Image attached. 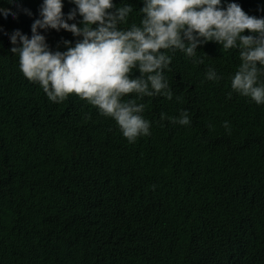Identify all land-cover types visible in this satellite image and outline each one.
<instances>
[{"label": "trees", "instance_id": "16d2710c", "mask_svg": "<svg viewBox=\"0 0 264 264\" xmlns=\"http://www.w3.org/2000/svg\"><path fill=\"white\" fill-rule=\"evenodd\" d=\"M112 2L133 7L121 28L139 25L143 0ZM42 3L0 0L15 14H0V264H264V104L231 89L239 49L168 51L173 98L137 101L150 135L129 143L113 119L75 95L51 102L20 71L9 37H31ZM62 3L67 19L76 6ZM228 3L264 18V0ZM37 31L52 52L82 39ZM184 110L188 126L160 119Z\"/></svg>", "mask_w": 264, "mask_h": 264}, {"label": "clouds", "instance_id": "9594fccd", "mask_svg": "<svg viewBox=\"0 0 264 264\" xmlns=\"http://www.w3.org/2000/svg\"><path fill=\"white\" fill-rule=\"evenodd\" d=\"M71 3L76 8L65 19L62 0H43L41 18L31 25V37L13 32L10 51L18 54L24 77L38 84L51 102L62 103L75 95L96 108L100 116L113 119L129 143L150 135V122L142 116L145 104L137 101L173 98L164 75L172 59L168 51L180 50L195 58L198 45L209 41L225 51L238 48L241 63L231 79V89L257 105L264 104V82L260 80L264 76V18L249 16L237 3L221 7V0H143L139 25L133 23L127 29L120 25L127 23L133 11L129 4L116 7L112 0ZM0 14L15 18L9 9L0 8ZM77 14L82 17L80 26L69 24ZM38 29H63L82 39L74 46L65 40L66 51L52 52ZM245 30L254 35H242ZM193 63L203 64L204 60L193 59ZM134 71L139 72L138 77L133 78ZM206 79L218 81L220 77L209 68ZM166 118L182 126L191 124L186 110L179 117L161 113L160 119ZM223 126L230 134L227 121Z\"/></svg>", "mask_w": 264, "mask_h": 264}]
</instances>
